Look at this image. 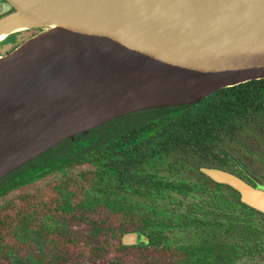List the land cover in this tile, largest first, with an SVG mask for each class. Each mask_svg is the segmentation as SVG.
Masks as SVG:
<instances>
[{
	"label": "water",
	"instance_id": "1",
	"mask_svg": "<svg viewBox=\"0 0 264 264\" xmlns=\"http://www.w3.org/2000/svg\"><path fill=\"white\" fill-rule=\"evenodd\" d=\"M1 1L10 9L0 13V41L36 31L0 54V180L108 120L192 104L218 89L264 78V8L216 10L209 5L196 13L182 3L179 13L170 16L156 0ZM97 79L109 85L56 130L74 85ZM48 83L64 86L59 95L52 93L54 106L40 121L31 96ZM114 86L127 90L135 106L77 129L96 104L108 100Z\"/></svg>",
	"mask_w": 264,
	"mask_h": 264
},
{
	"label": "flooded vegetation",
	"instance_id": "2",
	"mask_svg": "<svg viewBox=\"0 0 264 264\" xmlns=\"http://www.w3.org/2000/svg\"><path fill=\"white\" fill-rule=\"evenodd\" d=\"M245 112L213 128L208 150L163 153L124 176L130 214L112 212L115 196L104 200L99 189L110 182L90 186L98 179L88 163L74 171V184L45 177L51 190L40 210L20 215V200L1 204L0 264H264V113L250 105ZM135 135L121 136L126 149ZM52 196L69 201L67 211L48 207Z\"/></svg>",
	"mask_w": 264,
	"mask_h": 264
},
{
	"label": "trees",
	"instance_id": "3",
	"mask_svg": "<svg viewBox=\"0 0 264 264\" xmlns=\"http://www.w3.org/2000/svg\"><path fill=\"white\" fill-rule=\"evenodd\" d=\"M248 105L259 116L260 112L264 113V78L222 88L192 104L139 110L108 120L84 134H76L72 140L61 141L2 178L0 205L5 204L9 208L8 204L20 200V215L29 206H32L33 211L40 210L36 209L40 207L38 199L51 190L50 186H44L45 177L58 179L59 187L61 182L74 184L79 177L74 171L88 163L95 165L91 173L98 179L90 186H96L99 180L110 182L111 187L108 189L107 186L99 189L104 200L115 196L112 212L130 214L131 207L126 205L123 208L120 193L124 176L137 168L141 170V166L151 160L164 159L163 153L168 155L177 149L187 152L199 148L208 150V141L215 136L213 128L219 125L226 127L231 116H245ZM233 112H237V115ZM133 132L136 133L135 142H138L126 149L121 136L125 134L133 139ZM117 139H121L119 141L123 145L111 144L112 140ZM14 195L16 199H13ZM59 203V199L52 196L48 207L54 210ZM68 203L67 200L66 203L61 202L59 208L67 211ZM55 212L62 217L68 215Z\"/></svg>",
	"mask_w": 264,
	"mask_h": 264
},
{
	"label": "bare ground",
	"instance_id": "4",
	"mask_svg": "<svg viewBox=\"0 0 264 264\" xmlns=\"http://www.w3.org/2000/svg\"><path fill=\"white\" fill-rule=\"evenodd\" d=\"M170 16L179 13L180 6L184 3L186 6H192L196 13H200L203 9L209 5H213L216 10L221 7H233L240 10L251 9L254 12H258L260 8H264V0H156ZM189 19V16H187ZM187 25V23L185 22ZM193 31V28H189V32ZM109 85L107 79H97L91 81H81L74 85L72 95L67 98L65 107L61 111V116L58 119L56 130H61L72 117L77 113L78 109L84 104V102L91 95L105 89ZM62 83H48L39 86L32 92V104L36 107L37 112L34 113L40 121L44 119L49 112L50 107L54 106V102L51 100L52 93L57 92L58 95L63 90ZM58 97L56 98V101ZM135 106L134 102L130 98V93L114 86L111 90L108 100L96 104L93 107L91 118L83 123H80L76 128H84L94 121H98L106 118L113 113H122L126 108ZM33 116V118H34Z\"/></svg>",
	"mask_w": 264,
	"mask_h": 264
},
{
	"label": "rangeland",
	"instance_id": "5",
	"mask_svg": "<svg viewBox=\"0 0 264 264\" xmlns=\"http://www.w3.org/2000/svg\"><path fill=\"white\" fill-rule=\"evenodd\" d=\"M10 6L0 0V13L1 11L9 10ZM33 31H19L9 35L7 38L0 41V54L8 52L12 49L18 42L22 41L26 36L30 35Z\"/></svg>",
	"mask_w": 264,
	"mask_h": 264
}]
</instances>
